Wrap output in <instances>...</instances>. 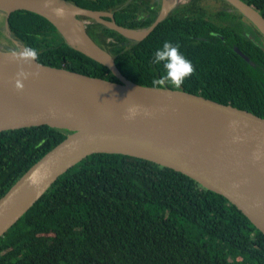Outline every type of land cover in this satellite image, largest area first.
Listing matches in <instances>:
<instances>
[{
  "label": "trees",
  "instance_id": "16d2710c",
  "mask_svg": "<svg viewBox=\"0 0 264 264\" xmlns=\"http://www.w3.org/2000/svg\"><path fill=\"white\" fill-rule=\"evenodd\" d=\"M66 1L118 16L123 11L116 8L125 0ZM243 1L264 16V0ZM162 27L132 49L103 46L90 36L114 57L128 80L153 87V80L163 76V63L156 64L153 57L166 41L159 38ZM9 28L25 47L38 50L37 61L44 65L117 81L105 66L66 45L37 14L14 12ZM103 36L104 41H125L108 29ZM190 61L205 68L199 58ZM208 69L207 82L196 88L188 78L183 91L264 118L262 71L245 62ZM170 84L165 87L180 90ZM67 134L48 126L0 133V198ZM0 264H264V235L226 198L182 173L130 156L99 153L62 175L0 238Z\"/></svg>",
  "mask_w": 264,
  "mask_h": 264
},
{
  "label": "water",
  "instance_id": "95a60500",
  "mask_svg": "<svg viewBox=\"0 0 264 264\" xmlns=\"http://www.w3.org/2000/svg\"><path fill=\"white\" fill-rule=\"evenodd\" d=\"M225 1L264 35V16L256 8L243 0ZM57 8H63L62 16L55 14ZM18 11L45 18L66 45L105 66L117 81L38 61L16 62L12 53L25 46L10 31L9 17ZM164 11L140 37V32L116 25L112 14L66 0H0V133L43 126L69 132L0 198V238L62 175L99 153L130 156L182 173L226 198L264 235V118L185 91L128 80L79 18L101 21L140 41L165 18ZM21 68L39 75L18 91L15 76Z\"/></svg>",
  "mask_w": 264,
  "mask_h": 264
},
{
  "label": "flooded vegetation",
  "instance_id": "af4514ba",
  "mask_svg": "<svg viewBox=\"0 0 264 264\" xmlns=\"http://www.w3.org/2000/svg\"><path fill=\"white\" fill-rule=\"evenodd\" d=\"M83 9L110 13L113 15V21L116 25L140 32V37L144 30L149 28L167 9L165 18L148 36L140 41L127 39L122 35L125 41L117 42L112 37H106L104 41L103 33L105 30H114L106 27L101 21L87 17L79 18L86 22L88 34L97 37L95 39L102 44L104 43L103 46L118 44L126 47V49H132L133 46L144 43L163 24L159 38L166 39V41L168 38H172L170 42L178 45L181 53L187 59L199 58V64L201 65L203 60L205 65L202 64L207 69L212 64L221 66L228 63L233 68L237 64L245 62L264 74V35L240 11L225 0H178L177 2L172 0H125L121 6L116 8L117 12L123 11L118 16H116L115 11ZM102 19L104 22H111L110 17H103ZM193 66L195 71L190 79L198 88L201 82L208 81L206 73L209 69ZM164 70L163 65H161L159 74L164 75ZM184 88L182 85L180 90L183 91Z\"/></svg>",
  "mask_w": 264,
  "mask_h": 264
},
{
  "label": "clouds",
  "instance_id": "9594fccd",
  "mask_svg": "<svg viewBox=\"0 0 264 264\" xmlns=\"http://www.w3.org/2000/svg\"><path fill=\"white\" fill-rule=\"evenodd\" d=\"M54 11L57 16H62L64 13L63 8H57ZM153 57L154 62L156 64L163 63L165 69V74L160 79L153 80L152 84L154 88H162L169 83L176 88H180L195 71L192 62L181 53L179 46L174 45L170 41H165L161 48L155 50ZM12 58L18 63L31 65L32 62L39 59V52L34 47H23L22 50L14 51ZM38 75L39 71L26 72L21 68L15 76L16 89L23 91L25 86L24 81Z\"/></svg>",
  "mask_w": 264,
  "mask_h": 264
},
{
  "label": "bare ground",
  "instance_id": "6f19581e",
  "mask_svg": "<svg viewBox=\"0 0 264 264\" xmlns=\"http://www.w3.org/2000/svg\"><path fill=\"white\" fill-rule=\"evenodd\" d=\"M173 2H177L178 0H172ZM0 17H2V16H0ZM74 44L76 45V46H79V44L76 42V41H74Z\"/></svg>",
  "mask_w": 264,
  "mask_h": 264
},
{
  "label": "rangeland",
  "instance_id": "374dc122",
  "mask_svg": "<svg viewBox=\"0 0 264 264\" xmlns=\"http://www.w3.org/2000/svg\"><path fill=\"white\" fill-rule=\"evenodd\" d=\"M3 21V17H0V22H2ZM6 45H7V43H6Z\"/></svg>",
  "mask_w": 264,
  "mask_h": 264
}]
</instances>
